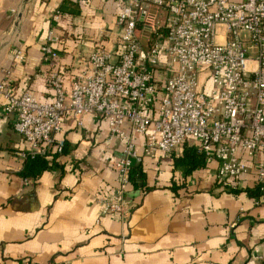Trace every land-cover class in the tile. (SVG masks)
Here are the masks:
<instances>
[{
  "label": "crops",
  "instance_id": "crops-1",
  "mask_svg": "<svg viewBox=\"0 0 264 264\" xmlns=\"http://www.w3.org/2000/svg\"><path fill=\"white\" fill-rule=\"evenodd\" d=\"M121 9L113 0H0V82L7 79L16 97L30 92L50 103L47 79L59 71L69 92L94 50L118 57ZM54 11L61 15L57 23ZM51 30L61 39L58 58L43 64L41 47ZM15 51L24 55L21 64ZM82 121L79 129L67 118L54 136L64 142L63 153L45 172L25 178L18 154L29 145L0 99V264H264V194L255 187L263 153L244 160L248 174L233 192L217 183L215 160L189 170L179 163L183 146L168 156L148 154L135 137L141 162L132 170L142 179L127 192L129 214L101 216L95 194L117 201L116 174L103 157L118 160L123 144H104L106 121Z\"/></svg>",
  "mask_w": 264,
  "mask_h": 264
},
{
  "label": "built area",
  "instance_id": "built-area-1",
  "mask_svg": "<svg viewBox=\"0 0 264 264\" xmlns=\"http://www.w3.org/2000/svg\"><path fill=\"white\" fill-rule=\"evenodd\" d=\"M113 1L122 6L115 61L94 50L81 61L69 92L54 71L47 79L54 95L50 103L38 102L30 92L16 97L7 79L0 82L3 112L15 117L13 130L29 145L19 158L61 155L64 142L54 136L65 120L83 129L82 119L90 117L106 121L107 147L123 144L118 160L103 157L116 174L117 201L95 194L101 216L129 214V175L141 162L135 137L142 138L148 154L166 156L196 142L206 161L218 162L217 183L238 191L248 174L244 160L264 154V0ZM159 11L166 14L164 22L156 19ZM60 17L53 12L55 23ZM60 44L49 31L41 47L43 64L57 60ZM13 59L21 64L22 51ZM255 187L264 194V160L256 165Z\"/></svg>",
  "mask_w": 264,
  "mask_h": 264
},
{
  "label": "trees",
  "instance_id": "trees-1",
  "mask_svg": "<svg viewBox=\"0 0 264 264\" xmlns=\"http://www.w3.org/2000/svg\"><path fill=\"white\" fill-rule=\"evenodd\" d=\"M183 158L179 160L181 165L189 168V170H194L199 168L204 161L203 154L199 151L198 144L193 141L185 142L183 145ZM56 154H49L48 158H36L34 160H28L25 162V168L23 176L25 178L38 176L40 173L45 172L49 167H52L53 159ZM50 160V161H49ZM51 163V164H50ZM137 179H142V175L136 169L132 170L129 175L130 183L135 184ZM258 192V191H257ZM256 192V193H257ZM257 194L255 195V197Z\"/></svg>",
  "mask_w": 264,
  "mask_h": 264
},
{
  "label": "rangeland",
  "instance_id": "rangeland-1",
  "mask_svg": "<svg viewBox=\"0 0 264 264\" xmlns=\"http://www.w3.org/2000/svg\"><path fill=\"white\" fill-rule=\"evenodd\" d=\"M165 18H166L165 12L159 11L156 19L159 20L160 22H164Z\"/></svg>",
  "mask_w": 264,
  "mask_h": 264
}]
</instances>
